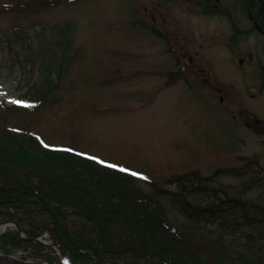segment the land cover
<instances>
[{
  "label": "rangeland",
  "instance_id": "374dc122",
  "mask_svg": "<svg viewBox=\"0 0 264 264\" xmlns=\"http://www.w3.org/2000/svg\"><path fill=\"white\" fill-rule=\"evenodd\" d=\"M263 5L0 0V170L90 212L81 264H264ZM11 233L0 264H65Z\"/></svg>",
  "mask_w": 264,
  "mask_h": 264
},
{
  "label": "trees",
  "instance_id": "16d2710c",
  "mask_svg": "<svg viewBox=\"0 0 264 264\" xmlns=\"http://www.w3.org/2000/svg\"><path fill=\"white\" fill-rule=\"evenodd\" d=\"M51 153L54 152H47L48 155ZM83 161L81 168H87L86 166L91 164L86 160ZM9 173L11 174L12 171L9 170ZM9 173L0 170V221H15L21 231L29 237H37L43 232H48L52 239L59 242L71 258L79 263H85L91 258L101 261L107 255L111 257L114 255L113 251L100 248L97 243L86 240L83 233L77 231L70 223V215L82 218L90 224L95 239H98L97 227L90 212L81 208L69 209L67 206L69 202L53 197L48 192H39L32 183L23 182L17 185ZM125 204L128 206L127 202ZM145 210V215L150 214L149 209ZM11 235L10 243L13 246L25 243L14 233ZM5 237L6 235L0 236V247L7 253ZM114 253L119 256L121 253L131 252Z\"/></svg>",
  "mask_w": 264,
  "mask_h": 264
},
{
  "label": "water",
  "instance_id": "95a60500",
  "mask_svg": "<svg viewBox=\"0 0 264 264\" xmlns=\"http://www.w3.org/2000/svg\"><path fill=\"white\" fill-rule=\"evenodd\" d=\"M263 17H264V5H263ZM3 225L6 226V227H12L13 229L16 230L17 234L21 238L27 239V237L26 236H23V234L21 233L20 228H19V226H18V224L16 222H14V221H0V226H3ZM33 240L36 241V242H40L38 239H33ZM65 254L67 255V257H68V259H69V261L71 263H75L76 264V262H74L71 259V257L68 255V253L65 252ZM0 255L5 256L3 254H0ZM94 264H101V263L94 262Z\"/></svg>",
  "mask_w": 264,
  "mask_h": 264
},
{
  "label": "snow or ice",
  "instance_id": "6c2138e0",
  "mask_svg": "<svg viewBox=\"0 0 264 264\" xmlns=\"http://www.w3.org/2000/svg\"><path fill=\"white\" fill-rule=\"evenodd\" d=\"M25 107H30V105H24ZM45 147H48L47 145H45ZM94 159V158H93ZM98 162H100V163H103V161H98ZM109 167H115L114 165H108ZM121 171H127L126 169H123V168H121L120 169ZM133 175H136L135 173H132Z\"/></svg>",
  "mask_w": 264,
  "mask_h": 264
},
{
  "label": "bare ground",
  "instance_id": "6f19581e",
  "mask_svg": "<svg viewBox=\"0 0 264 264\" xmlns=\"http://www.w3.org/2000/svg\"><path fill=\"white\" fill-rule=\"evenodd\" d=\"M5 228H6V226H4V225L0 226V232L3 231ZM64 263L67 264L66 261H64Z\"/></svg>",
  "mask_w": 264,
  "mask_h": 264
}]
</instances>
